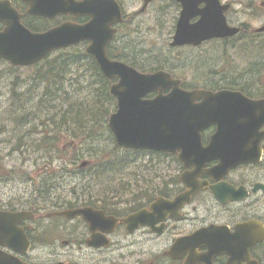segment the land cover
Returning <instances> with one entry per match:
<instances>
[{
  "label": "flooded vegetation",
  "instance_id": "1",
  "mask_svg": "<svg viewBox=\"0 0 264 264\" xmlns=\"http://www.w3.org/2000/svg\"><path fill=\"white\" fill-rule=\"evenodd\" d=\"M9 1L22 24L36 32L88 20L86 16L70 13L51 18L34 16L27 12L23 0ZM117 1L123 19L121 24L114 25L112 47L118 38H126L120 32L127 17L126 6L123 0ZM159 1L176 12V23L181 11L177 0H151L146 4L137 0L138 13ZM220 2L229 4L223 14L227 23L233 25L227 18L232 4ZM259 4L264 9V0ZM203 5L202 2L199 7ZM249 9L253 11V5ZM197 19L195 16L190 22ZM261 21L259 26L264 24V13ZM37 22L44 25L39 30L32 29ZM246 25L249 23L237 26ZM3 27L0 22V30ZM240 85L225 83L219 89L237 90L249 98L264 99V92L243 91ZM246 85L264 88L261 82ZM180 86L186 90L204 88L187 87L184 82ZM168 92L165 89L162 94ZM157 93L153 91L147 97H155ZM259 132L264 133V122ZM214 133L215 125L203 130L201 146H206ZM256 142L249 139L238 146L240 150L254 151L249 156L252 160L230 166L218 157L184 161L179 157V149L174 153L149 151L154 160L151 167L141 166L143 173L137 172L135 177L76 179L79 182L73 188L71 202L52 200L51 208L44 211L41 210L44 202L31 208L0 206V210L31 212L29 218L18 223L28 241L27 248L17 251L0 246V253L25 264H264V136L253 146ZM232 148L236 147L222 146L220 150ZM95 165V162L89 165L92 175ZM70 173L78 175L74 170ZM83 208L103 217H93L90 221L80 214L70 219L59 214L67 209ZM55 231L58 236L53 234ZM56 245L67 249H55ZM43 250H50L46 258Z\"/></svg>",
  "mask_w": 264,
  "mask_h": 264
},
{
  "label": "rangeland",
  "instance_id": "2",
  "mask_svg": "<svg viewBox=\"0 0 264 264\" xmlns=\"http://www.w3.org/2000/svg\"><path fill=\"white\" fill-rule=\"evenodd\" d=\"M221 1L232 4L227 15L229 23H249L242 26L244 38H248L253 33L250 30L262 22L264 9L259 4L261 0ZM123 2L127 17L120 32L126 38L114 42L113 57L148 72L165 69L181 78L187 87L219 88L225 83H236L250 89L246 84L260 82L251 80L255 77L250 64L246 63L262 54L243 53L240 39L235 46L231 43L236 39H211L197 47H172L170 41L176 15L172 7L159 1L145 12L138 13L140 3L137 0ZM251 5L253 11L249 9ZM59 53L62 51L51 53L49 58ZM13 67L0 61V206L31 208L41 205L45 198V207L41 208L44 211L51 208L52 200L62 202L68 199L71 202L73 188L79 182L76 179L92 177L88 171L80 172L77 168L83 160L107 166L110 162H126L104 175L112 178L135 177L137 172L143 173L144 169L140 167L144 162L150 164L144 166L151 167L153 156L120 149L116 145L107 125L109 114L116 110L115 99L104 103L98 96L95 98L92 92L96 84L91 71L80 72L64 66L62 80L51 86L33 78L37 69L45 68L43 63ZM46 86H50L52 92L45 96ZM93 108L105 116V124L83 116L84 124L80 129L75 114ZM95 115L93 113L91 119H97ZM61 116L66 122L59 127ZM53 135H56L55 139L49 138ZM73 170L78 175H71ZM53 234L58 236L57 231ZM54 248L67 249L61 245ZM42 254L46 258L50 250H43Z\"/></svg>",
  "mask_w": 264,
  "mask_h": 264
},
{
  "label": "water",
  "instance_id": "3",
  "mask_svg": "<svg viewBox=\"0 0 264 264\" xmlns=\"http://www.w3.org/2000/svg\"><path fill=\"white\" fill-rule=\"evenodd\" d=\"M28 12L51 18L57 14L86 15L83 24L65 23L47 32H31L20 22L19 13L8 0H0V60L6 59L15 66H28L42 59L54 49L68 47L88 40L86 52L92 55L102 74L118 78L110 86L117 100V109L109 116L108 125L116 143L125 148L153 149L175 152L181 160L192 158L202 161L203 156L218 157L225 164L234 165L252 160L254 151L240 150L245 140L257 141L264 136L259 127L264 122V99H251L237 90H185L180 79L165 70L141 73L132 66L107 56L106 48L114 34L113 24L121 21V10L116 0H23ZM151 0H144L145 4ZM181 4L170 45H200L212 38L236 35L240 28L228 25L223 12L229 4L219 0H177ZM204 3L200 8L199 4ZM198 16L195 22L190 19ZM264 32V24L256 29ZM169 89L167 94H162ZM157 96L145 98L149 92ZM199 100V101H198ZM214 124L215 133L206 146H201L200 135ZM225 139V142H223ZM256 143L252 144L255 146ZM236 147L222 151L220 147ZM227 158H226V157ZM191 160V159H190ZM197 186L194 184L193 189ZM86 210L66 211L68 218ZM24 213L0 211V245L21 250L27 244L16 224ZM0 264H21L0 254Z\"/></svg>",
  "mask_w": 264,
  "mask_h": 264
},
{
  "label": "trees",
  "instance_id": "4",
  "mask_svg": "<svg viewBox=\"0 0 264 264\" xmlns=\"http://www.w3.org/2000/svg\"><path fill=\"white\" fill-rule=\"evenodd\" d=\"M43 25L44 24H42L41 22H37L36 24H33L31 28L39 30ZM241 38H243V40ZM233 39H236L233 43H231L234 46L237 43V39L238 40L240 39L239 42L243 44L242 45L243 53L258 52V54H262L260 56L255 55V57L253 58V59L256 58V60L253 61L254 63H251L253 59L248 60L246 63V64H250V70L252 72V76L255 77V79H251V80H258L261 82V80L264 79V33L253 32L248 36V38H244V36H242V34L240 33L237 37ZM61 51L62 53L57 54L55 57L51 59L49 58L50 56L49 55L40 62L36 63L35 65L39 63H43L45 68H43V70L37 69L36 74L33 78L39 81H44L46 83L48 82V85L52 86L57 84L58 80H62L61 72H63L62 68L64 66H70L71 68L73 67L77 70H80V72L83 70L91 71L90 74L91 73L93 74L91 75L93 77L94 83L96 84L94 87V92H92L95 98L98 96L100 100L103 99L104 103H108L109 101L114 100L111 94L109 93V81L102 76V74L98 70L97 64L95 63L94 59L85 52L83 43L71 46ZM251 64L253 65L252 67ZM254 66H257V68L254 69ZM139 69L144 70L141 67H139ZM50 88H51L50 86L49 87L46 86V90L44 88L45 96L49 95L50 92H52ZM240 89L248 92H264V88L248 89L246 87L240 86ZM90 112H92L91 115L89 114ZM93 113L97 114L95 115L97 119L94 118L91 119ZM83 116H85L87 120H93V121L97 120L98 123L101 122L103 123V125L105 124V116H102L99 109L93 108L92 111H87V112L79 111L78 113L75 114L74 119H77L75 122L80 129L83 128V124H84ZM61 117L62 120L59 122V127H62L66 122L64 116ZM101 117H104V119ZM54 123L56 124V122ZM49 138L55 139L56 135H53V137H49ZM116 164H117L116 162H112V167L116 166Z\"/></svg>",
  "mask_w": 264,
  "mask_h": 264
}]
</instances>
